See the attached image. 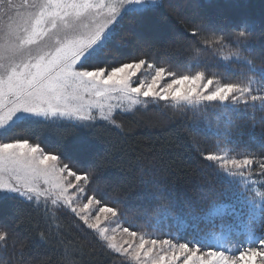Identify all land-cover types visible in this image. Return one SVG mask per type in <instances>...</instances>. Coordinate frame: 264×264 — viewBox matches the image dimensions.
<instances>
[{
  "label": "snow or ice",
  "instance_id": "1",
  "mask_svg": "<svg viewBox=\"0 0 264 264\" xmlns=\"http://www.w3.org/2000/svg\"><path fill=\"white\" fill-rule=\"evenodd\" d=\"M169 7L164 0H0V130L11 131L22 121L38 118L68 121L72 128H92L97 121L120 128L115 113H131L137 105L146 108L161 102L171 105L172 116L180 118L188 111L195 114L216 108L228 117L213 130L225 146L217 144L205 151L192 135L193 146L203 160L239 181L243 203L264 225V183L253 188L264 181V117L252 137L257 151L229 147L250 113L255 128L257 104L264 110V63L255 64L237 48L230 55L247 62L259 77L232 79V69L220 71L219 66L195 56L187 66L174 68L171 45L156 50L157 60L152 46L133 34L139 46L134 58L118 66H100L101 52L126 12L143 16ZM177 19L188 33L178 37L180 48L189 55L198 56L225 39L243 45L251 40L245 29L217 37L206 24L188 28ZM145 70L151 72L150 77L144 76ZM106 159L107 154L80 170L65 162L58 151H48L29 138L0 139V193L67 208L107 249L135 264H264V234L256 236L251 221L244 229L245 245L221 247L122 227L120 203L110 206L98 198V176ZM94 183L97 187L88 195ZM224 210V206H214L210 215ZM10 237V230L0 227V245H6Z\"/></svg>",
  "mask_w": 264,
  "mask_h": 264
},
{
  "label": "trees",
  "instance_id": "2",
  "mask_svg": "<svg viewBox=\"0 0 264 264\" xmlns=\"http://www.w3.org/2000/svg\"><path fill=\"white\" fill-rule=\"evenodd\" d=\"M164 3L170 6L167 10L143 16L126 12L112 40L101 52L100 66H118L134 58L139 46L132 37L139 34L144 38L143 44L152 46L157 60L160 56L156 50L171 45L174 68L177 64L187 66L186 62L195 56L219 66L220 71L232 69V79L260 76L250 70L247 62L238 61L230 53L239 48L255 64L264 63V0H164ZM177 17L188 28L196 23L206 24L215 30L217 37L245 29L251 33V40L243 45L225 39L198 56L189 55L180 48L182 41L178 37H187L188 33ZM153 56L148 57L149 62H153ZM262 117L264 110L257 104L255 128L250 113L248 123L232 137L230 149L257 151L252 137L259 132ZM114 118L120 128L104 121H97L92 128H72L68 121L38 118L0 132V139L29 138L48 151H58L65 162L80 170H86L94 160L107 154L106 167L98 176L101 185L98 198L110 206L119 202L124 210L120 220L125 216L123 225L131 230L215 247L245 245L244 229L250 221L256 236L264 234V225L254 214L250 215L243 203L245 194L239 181L203 160L193 146L192 135L197 136L205 151L217 144L225 146L222 138L213 133L217 124L228 118L220 110L208 108L195 114L188 111L180 118L172 116L171 105L161 102L136 107L131 113H115ZM262 183L253 188H260ZM96 187L94 183L87 194L91 195V188ZM214 206H224L225 210L211 216ZM180 224L185 226L183 230L177 228ZM0 227L11 232L7 244L0 245V264H135L107 249L65 207L52 209L8 194L0 198Z\"/></svg>",
  "mask_w": 264,
  "mask_h": 264
},
{
  "label": "rangeland",
  "instance_id": "3",
  "mask_svg": "<svg viewBox=\"0 0 264 264\" xmlns=\"http://www.w3.org/2000/svg\"><path fill=\"white\" fill-rule=\"evenodd\" d=\"M150 75H151V72L150 71H148V70H145V72H144V76L145 77H150ZM136 107H144V106H140V105H137ZM135 107V108H136ZM134 108V109H135ZM44 119V118H43ZM4 130H0V132H3ZM255 178V177H254ZM255 187H257V184H255L254 185ZM5 195H8L7 193H0V198L1 197H3V196H5ZM43 204V203H42ZM45 205V204H44ZM46 206H48V207H50V208H52V209H56V208H58V207H63V206H53V205H51L50 204V202L46 205ZM119 223L121 224V226L122 227H125L124 225H123V222L120 220L119 221ZM109 227H115L116 225L115 224H110V225H108ZM218 244H220L219 242H217Z\"/></svg>",
  "mask_w": 264,
  "mask_h": 264
},
{
  "label": "bare ground",
  "instance_id": "4",
  "mask_svg": "<svg viewBox=\"0 0 264 264\" xmlns=\"http://www.w3.org/2000/svg\"><path fill=\"white\" fill-rule=\"evenodd\" d=\"M257 129H258V128H257ZM242 147H243V146H242ZM248 147H249V146H248ZM249 150H250V149H249ZM126 213H127V212H126ZM127 216H128V215H127ZM127 216H126V217H127ZM129 216H130V214H129ZM124 218H125V216H124ZM124 218L122 219V221H123V220L125 221ZM126 219H127V218H126ZM140 220H141V219H140ZM131 222H132V221H131ZM128 223H129V220H128ZM132 223H133V222H132ZM135 223H136V222H135ZM142 223H143V222H142ZM133 224H134V223H133ZM133 224H132V225H133ZM77 226H78V225H77ZM79 228H80V227H79ZM77 229H78V228H77ZM93 240H94V239H93ZM98 243H99V242H98ZM101 244H102V243H101ZM101 246H102V245H101Z\"/></svg>",
  "mask_w": 264,
  "mask_h": 264
}]
</instances>
